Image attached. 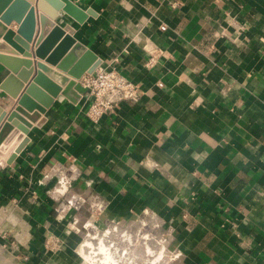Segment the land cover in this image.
Here are the masks:
<instances>
[{
  "label": "crops",
  "instance_id": "crops-1",
  "mask_svg": "<svg viewBox=\"0 0 264 264\" xmlns=\"http://www.w3.org/2000/svg\"><path fill=\"white\" fill-rule=\"evenodd\" d=\"M72 1L140 95L97 123L58 95L0 158V264H264V0ZM29 60L0 40V82Z\"/></svg>",
  "mask_w": 264,
  "mask_h": 264
},
{
  "label": "water",
  "instance_id": "water-1",
  "mask_svg": "<svg viewBox=\"0 0 264 264\" xmlns=\"http://www.w3.org/2000/svg\"><path fill=\"white\" fill-rule=\"evenodd\" d=\"M59 11L78 24L95 15L72 0H0V40L14 53L30 58L27 66L9 72L0 82L4 97L15 100L10 109L0 104V145L6 146L0 158L8 164L27 144L29 129L43 124L44 112L54 99L60 95L77 103L87 91L78 79L102 63L73 36L71 24L56 21ZM8 130L12 132L6 138Z\"/></svg>",
  "mask_w": 264,
  "mask_h": 264
},
{
  "label": "built area",
  "instance_id": "built-area-1",
  "mask_svg": "<svg viewBox=\"0 0 264 264\" xmlns=\"http://www.w3.org/2000/svg\"><path fill=\"white\" fill-rule=\"evenodd\" d=\"M160 28L164 29L165 26L161 25ZM152 58L151 56L149 63L152 62ZM78 82L87 88L86 93L89 100L85 108V116L93 123H97L105 113L113 111L122 101L136 100L140 95L139 85L124 76L111 62L104 66L99 65L92 73L83 74ZM157 86L161 87L162 82H157ZM115 229L116 226L111 228L112 231ZM111 230H104L101 236L106 243L107 250L112 248L114 252H118L119 249L114 248V242L109 237ZM121 235L123 240L130 244L129 237L124 234ZM141 238L142 243L146 246V237L141 236ZM159 252H154V250L149 252L145 264H164L163 256L158 254ZM95 253L96 250H94ZM119 254L125 258L128 255V250L122 249ZM127 262L132 264L131 259H128Z\"/></svg>",
  "mask_w": 264,
  "mask_h": 264
},
{
  "label": "bare ground",
  "instance_id": "bare-ground-1",
  "mask_svg": "<svg viewBox=\"0 0 264 264\" xmlns=\"http://www.w3.org/2000/svg\"><path fill=\"white\" fill-rule=\"evenodd\" d=\"M90 262V261H89Z\"/></svg>",
  "mask_w": 264,
  "mask_h": 264
}]
</instances>
